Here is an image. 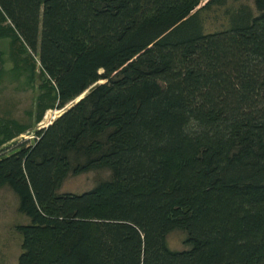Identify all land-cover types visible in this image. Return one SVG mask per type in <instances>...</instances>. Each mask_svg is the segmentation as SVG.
<instances>
[{
  "label": "trees",
  "instance_id": "16d2710c",
  "mask_svg": "<svg viewBox=\"0 0 264 264\" xmlns=\"http://www.w3.org/2000/svg\"><path fill=\"white\" fill-rule=\"evenodd\" d=\"M0 38L16 74L38 55L36 122L63 110L0 157L17 264H264V0H0Z\"/></svg>",
  "mask_w": 264,
  "mask_h": 264
},
{
  "label": "rangeland",
  "instance_id": "374dc122",
  "mask_svg": "<svg viewBox=\"0 0 264 264\" xmlns=\"http://www.w3.org/2000/svg\"><path fill=\"white\" fill-rule=\"evenodd\" d=\"M12 53L11 40L0 38V61L3 71L0 79V124L16 120L27 126L28 130L0 144V157L15 152L19 147L32 145L36 130L48 126L63 112L62 109H48L43 119L36 122V115L40 110L38 98L43 91L42 85L45 81L38 55H32L37 64L36 74L32 80L28 73L16 74L12 71L14 66ZM110 178L111 171L108 169L70 174L59 192L82 193L92 189L100 181ZM18 207L19 199L13 190L8 186L0 188V264H17L22 251V236L17 227L28 223L29 219L19 212ZM184 239L185 233L181 231H174L168 237L170 246L175 249L184 248Z\"/></svg>",
  "mask_w": 264,
  "mask_h": 264
}]
</instances>
